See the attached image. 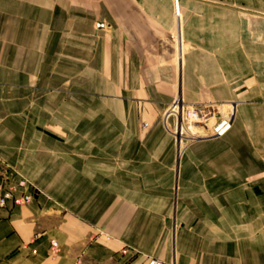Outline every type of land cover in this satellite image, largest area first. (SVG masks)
<instances>
[{
    "label": "crops",
    "instance_id": "0c3cea01",
    "mask_svg": "<svg viewBox=\"0 0 264 264\" xmlns=\"http://www.w3.org/2000/svg\"><path fill=\"white\" fill-rule=\"evenodd\" d=\"M179 94L234 118L177 156ZM0 159V264H264V0H0Z\"/></svg>",
    "mask_w": 264,
    "mask_h": 264
},
{
    "label": "built area",
    "instance_id": "2783aa9c",
    "mask_svg": "<svg viewBox=\"0 0 264 264\" xmlns=\"http://www.w3.org/2000/svg\"><path fill=\"white\" fill-rule=\"evenodd\" d=\"M178 16V13H176ZM229 106L227 110L220 107ZM234 109L231 105L189 104L177 95L163 113V119L171 124V134L179 153L184 152L193 143L206 139L222 137L231 127ZM10 168L0 159V208L11 202L15 206L29 204L38 188L27 178L19 175L16 182L9 179ZM57 243L52 242L51 252L56 253ZM145 264L165 263L155 258H148Z\"/></svg>",
    "mask_w": 264,
    "mask_h": 264
},
{
    "label": "rangeland",
    "instance_id": "374dc122",
    "mask_svg": "<svg viewBox=\"0 0 264 264\" xmlns=\"http://www.w3.org/2000/svg\"><path fill=\"white\" fill-rule=\"evenodd\" d=\"M180 18L178 17V18H176V21L177 20H179ZM178 28V27H177ZM177 38V35L175 36V39ZM180 97H182L181 95H180ZM168 104V103H167ZM216 105H224V104H216ZM166 107H167V105L165 106V109H166ZM229 106H223V107H220L221 109H224V110H227V109H229L228 108ZM165 109H164V111H165ZM164 111H163V113H164ZM163 113H162V116H161V121H162V124H163V126L165 127V128H167V130L170 132V130H171V124H170V122H166V121H164V119H163ZM146 125L145 124H143V127H145ZM170 134H171V132H170ZM172 135V134H171ZM201 141H203V140H201ZM197 143V142H196ZM176 147V146H175ZM185 151V150H184ZM176 152H177V156H180L182 153H179L178 151H177V148H176Z\"/></svg>",
    "mask_w": 264,
    "mask_h": 264
},
{
    "label": "bare ground",
    "instance_id": "6f19581e",
    "mask_svg": "<svg viewBox=\"0 0 264 264\" xmlns=\"http://www.w3.org/2000/svg\"><path fill=\"white\" fill-rule=\"evenodd\" d=\"M179 96H180V94H179Z\"/></svg>",
    "mask_w": 264,
    "mask_h": 264
}]
</instances>
